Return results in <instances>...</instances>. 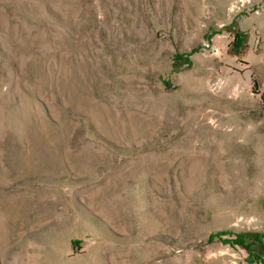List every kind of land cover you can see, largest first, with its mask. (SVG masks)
I'll return each instance as SVG.
<instances>
[{
  "label": "rangeland",
  "instance_id": "1",
  "mask_svg": "<svg viewBox=\"0 0 264 264\" xmlns=\"http://www.w3.org/2000/svg\"><path fill=\"white\" fill-rule=\"evenodd\" d=\"M263 260L264 0H0V264Z\"/></svg>",
  "mask_w": 264,
  "mask_h": 264
},
{
  "label": "trees",
  "instance_id": "2",
  "mask_svg": "<svg viewBox=\"0 0 264 264\" xmlns=\"http://www.w3.org/2000/svg\"><path fill=\"white\" fill-rule=\"evenodd\" d=\"M244 42V34L240 31H236L234 33V40L232 41V46L235 49H239ZM172 67L175 68L176 66L180 65L181 63H186L189 64V57L188 54L185 53H180V52H176L174 53V55L172 56ZM225 234H230V232L228 231H219L217 232V234L213 233L210 235V239H212L213 237L218 236L219 238H221L223 235ZM261 234H253L252 237H249V235L245 234V233H236L234 234V236L232 238H227V242H230L231 244H236L239 245L243 248H245L249 254L251 256H253V258L255 259H262V256L259 255L258 253H256L253 250V246L258 243L259 245H263L262 240H261ZM231 239V240H230ZM75 243L78 241L73 240ZM264 261V260H263Z\"/></svg>",
  "mask_w": 264,
  "mask_h": 264
}]
</instances>
